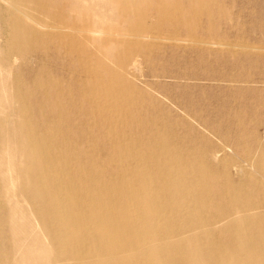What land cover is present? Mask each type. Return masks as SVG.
Segmentation results:
<instances>
[{"label": "bare ground", "instance_id": "obj_1", "mask_svg": "<svg viewBox=\"0 0 264 264\" xmlns=\"http://www.w3.org/2000/svg\"><path fill=\"white\" fill-rule=\"evenodd\" d=\"M243 1L0 0L15 103L0 105V136L12 129L21 156L7 175L0 149L4 264H264V131L246 129L264 126V95L252 105L259 88L143 80L226 83L235 75L214 69L226 61L264 84L250 48L264 38L240 25ZM180 51L197 56L188 70L174 69ZM210 135L257 143L261 179L235 177Z\"/></svg>", "mask_w": 264, "mask_h": 264}, {"label": "rangeland", "instance_id": "obj_2", "mask_svg": "<svg viewBox=\"0 0 264 264\" xmlns=\"http://www.w3.org/2000/svg\"><path fill=\"white\" fill-rule=\"evenodd\" d=\"M238 9L243 14L239 21H241L240 25L244 27L243 30L245 31L246 35H248V36L256 35V36H259L260 38H264V0H249L248 2L243 1V4L238 5ZM250 48H251L252 52L262 53L263 55L260 56L258 59H260L262 62H264V41H262L256 45H253ZM186 50H188V48ZM0 53H1V50H0ZM180 53L184 54L185 65L180 66L181 61L175 62L174 69H180V70L187 69L188 70L189 68L192 67V64L197 60V56H193L192 54L185 52V51H180ZM211 53L213 54V52H211ZM212 54L209 53V58L211 60L214 59V56L216 55L215 54L212 56ZM178 58H180V57H178ZM254 58H256V57H254ZM150 67H151V65H143V68L145 70L149 69ZM214 67L213 68L216 71L218 70V72H223V73H226V74H229L232 76L235 75L234 77H236V78H233L231 80L232 82L229 80L225 81L226 83H224V81L221 82L223 84H221L219 82L218 83L213 82V81L209 82L207 80H196L195 81V79H191L192 77H188L190 75H187L189 80L188 79H185V80L172 79V78H153V79H143V80L145 82H148L149 84L154 85V87L163 85L165 87H169V89H175L176 87H179L180 85H181V87H184L186 84H187V86H194L195 85V86H201V87H204V86L208 87L209 85H210V87H212L211 85H213V87H216L219 84L220 85H231L232 84L233 86L237 85L236 87H238V88H240V86L244 87L243 89L250 88V89L255 90V89L259 88L260 90L259 89L257 91L255 90L253 94L252 93L248 94L250 96L247 97V99L249 98L247 100V101H249V103L248 102L247 103L252 104V105H254L253 103L256 102L257 98H260V96L262 97L264 95L263 94L264 93V91H263L264 84H261V83L260 84L259 83H251L250 84L243 77L237 78V74H236L237 69L232 67L228 62L224 61V62H222L221 65H218L217 67L214 66ZM203 69H207V68L203 67ZM1 71H4V72H1ZM251 74H253L257 78V80L264 79V64L258 65L256 63H253L252 67H251ZM9 78H12V74L7 73V67L4 65V61L2 60V58L0 56V105H3L5 107V109H8L11 106L15 107V103L10 99V97L8 95L9 88H7L5 85V83H7ZM234 81H237L239 84H237V82H234ZM248 84H249V86H248ZM252 84H254V85H252ZM256 84H258V85H256ZM260 87H263V88H260ZM152 92H155V91L152 90ZM159 95L163 99H165L161 94H159ZM254 96H256L257 98ZM250 98L251 99L255 98L254 102L253 101L251 102ZM195 128H198V127L195 126ZM199 128L201 130L203 129L202 127H199ZM221 129H222V127H221ZM223 129L226 130L227 127H226V129L223 127ZM246 129L247 130H256L257 129L263 133L264 126H259V127H253V126L250 127L249 126V127H246ZM202 131H204V129ZM11 133H12V129L5 131V133L1 134V136H0V149H3L1 156H4L5 161L8 160L7 175H10V174L13 175L15 173V169H14L13 165L11 166V164L13 162L21 159L20 155H18L16 153L13 154V152L11 151L12 149L17 148V146H18V144L11 143V140L8 137ZM206 137L209 138L211 143L208 139H206ZM206 137H205V141H207V142L209 141V143L212 145L213 148L216 149V147H218L220 149H223L225 151V153L232 158L230 168H231V171L235 177H239L240 174L238 173V171H243L244 173H247V172L255 173L261 179L262 176L260 177V171L256 168L257 164L261 161V155H258V153L255 152V149L257 147V143H255L256 144L255 145L254 142L252 143L249 140H245V141L242 140L241 142H236L232 139H231V141L227 140V139L224 140V138L218 139V137L216 138V136H214V135H212V136L210 135L209 137L208 136H206ZM198 141L199 142L196 141L195 144L198 143L197 145H202L201 142H203V141L202 140H198ZM211 145L209 147H211ZM261 146L264 147V139L261 141ZM237 147L242 149L243 153H241ZM213 148H212V150H213ZM16 152H17V150H16ZM230 152H232L233 154ZM263 160H264V158H263ZM237 169H238V171H237ZM7 201H8V203L6 205L0 206V264H4L5 260L8 257H11L13 254V250L11 248V244H12L11 238L13 240V234H12L9 226H7L8 225L7 220L9 218V216H8L9 210L11 209V205L9 203L8 197H7ZM32 222L35 223L34 220H32ZM34 226H36V224H34ZM38 231L42 236V240L45 241L47 239V235L44 233H41L40 227L38 228ZM27 241L25 240L23 242L24 246L27 243Z\"/></svg>", "mask_w": 264, "mask_h": 264}]
</instances>
